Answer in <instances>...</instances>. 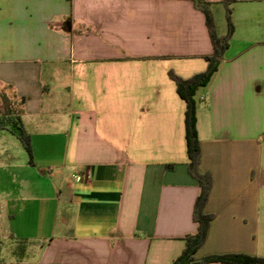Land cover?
Returning a JSON list of instances; mask_svg holds the SVG:
<instances>
[{
  "label": "crops",
  "instance_id": "1",
  "mask_svg": "<svg viewBox=\"0 0 264 264\" xmlns=\"http://www.w3.org/2000/svg\"><path fill=\"white\" fill-rule=\"evenodd\" d=\"M205 1L225 36L222 0ZM230 9L193 97L211 179L194 262L264 259V0ZM212 54L191 0H0V89L32 151L0 130V264H171L196 233L200 188L169 73L200 74Z\"/></svg>",
  "mask_w": 264,
  "mask_h": 264
},
{
  "label": "trees",
  "instance_id": "2",
  "mask_svg": "<svg viewBox=\"0 0 264 264\" xmlns=\"http://www.w3.org/2000/svg\"><path fill=\"white\" fill-rule=\"evenodd\" d=\"M194 7L201 11L204 15L205 25L211 40L213 54L207 58L208 65L204 72L194 75L188 79H180L169 73V77L176 84L177 93L185 101V138L187 144V157H188V172L197 180L200 193L197 197L193 207V220L197 224L196 233L185 237V248L182 253L172 261L171 264H210L213 262H221L228 264H264L263 258L258 257H244L239 255H226L217 256L211 255L204 257L199 262L193 261V254L199 246L203 243L210 215H206L203 212V207L211 188V179L209 174H201L198 171V164L200 158L199 142L195 131V119H194V101L193 97L195 92L200 87H204L210 80L211 76L216 71L219 58L222 56L223 51L226 48V43L232 34V25L230 22V5L235 0H222L221 4L225 9V18L227 20L228 30L225 36L218 37L215 31V24L211 11L209 9V3L205 0H191ZM7 88L0 89V130L7 131L14 135L21 146L28 155L29 161H31V141L29 135L26 133L20 117L17 106L12 101V97L6 93ZM22 103L20 100L19 105Z\"/></svg>",
  "mask_w": 264,
  "mask_h": 264
},
{
  "label": "built area",
  "instance_id": "3",
  "mask_svg": "<svg viewBox=\"0 0 264 264\" xmlns=\"http://www.w3.org/2000/svg\"><path fill=\"white\" fill-rule=\"evenodd\" d=\"M73 178H75L78 181H84L85 180V176L84 175L83 176H76V175H74Z\"/></svg>",
  "mask_w": 264,
  "mask_h": 264
}]
</instances>
